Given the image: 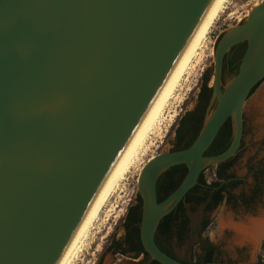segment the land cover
Segmentation results:
<instances>
[{
  "label": "water",
  "instance_id": "obj_1",
  "mask_svg": "<svg viewBox=\"0 0 264 264\" xmlns=\"http://www.w3.org/2000/svg\"><path fill=\"white\" fill-rule=\"evenodd\" d=\"M215 0H0V264H57ZM247 49L224 85V56ZM197 139L144 166L140 239L159 264L186 263L155 234L208 165L239 151L247 100L264 82V1L214 49ZM216 106L213 108V105ZM228 119L230 147L206 156ZM185 164L159 202L157 181Z\"/></svg>",
  "mask_w": 264,
  "mask_h": 264
},
{
  "label": "flooded vegetation",
  "instance_id": "obj_2",
  "mask_svg": "<svg viewBox=\"0 0 264 264\" xmlns=\"http://www.w3.org/2000/svg\"><path fill=\"white\" fill-rule=\"evenodd\" d=\"M246 49L247 43H241L234 46L224 56L221 77L224 85L230 78L237 74ZM211 97L212 90L204 91L202 82L197 94L194 109L192 111L185 112V114L178 121L175 130L177 145L174 146L172 150L185 149L197 139L208 114L207 108ZM215 106L216 103L213 105V108ZM185 118L187 121L183 122ZM179 130L181 131L180 138L178 135ZM233 135V121L232 119H228L217 135L215 141L206 152V156H211L208 155L209 153H216L215 155H217L226 151L233 141ZM245 137L246 114L244 112L243 135L237 154L228 161L214 167L213 176L215 177V180L211 183L206 181L208 187L203 186L202 177H200L198 183L193 187V189H191V191L184 197L177 207L167 215L169 218L165 220V217H167L165 216L160 222L155 234V242L162 251L170 254L173 258L182 262L188 261L180 259L176 255L177 252L179 253L184 251L188 254H195L198 251L201 239L200 231L204 221V217L200 219L198 214L200 196V193L198 192L199 188L212 190V195H210L207 200V204L211 205V207L215 206V195L216 192L220 191V194L224 197V200L220 205H230L231 203H235L233 204V208L236 209L237 201L233 202L234 198L229 191L230 189L237 187L240 182V180H237L234 177V172H232V170L237 159L245 151ZM178 166H181V168L174 170V168ZM178 166L168 169L159 176L157 181V198L159 202L167 198L185 180L188 174V168L185 164ZM206 170L208 169L203 170L201 176L203 175L204 177V172ZM255 196H251V198L242 196L240 198L241 203L244 207H248L250 206L251 201L255 199ZM131 208L135 209L134 214H131ZM141 218L142 200L138 197L137 202L128 209L127 215L121 224L122 234L119 238L114 237L111 239L97 264H104L108 253H110L112 257L109 264H159L151 259L142 246L140 239Z\"/></svg>",
  "mask_w": 264,
  "mask_h": 264
},
{
  "label": "rangeland",
  "instance_id": "obj_3",
  "mask_svg": "<svg viewBox=\"0 0 264 264\" xmlns=\"http://www.w3.org/2000/svg\"><path fill=\"white\" fill-rule=\"evenodd\" d=\"M263 1L264 0L230 1L228 9L221 14L216 25L212 28L208 36L207 44L202 52V55L195 62L192 69L189 71L188 75L185 78V81L183 82L181 90L176 93V97L171 101L170 106L167 112L165 113V120L162 122V131L160 132L158 137L153 139V146L151 147V150L148 153L149 155H147L146 158L143 160V163L142 165H140V168L138 167L136 168V170H132V172L127 175V178L121 183L119 189L114 193L113 197L110 199L105 209H103L99 223L96 225V228L92 231V239H90L87 246L80 253L79 257L74 262V264H97L99 258L110 243L111 239L114 237L119 238V236L122 234L121 224L125 216L127 215L128 209L137 202L139 197V177L144 166L148 163L149 160L152 159V157H156L160 154L169 152L174 148V146L177 145L175 139L176 126L180 118L185 114V112L192 111L194 109L197 94L199 92L205 74H207L209 77V85L212 84L211 81L213 79L215 64L214 49L217 45L218 40L228 29L236 27L239 23L245 21L246 18L249 16L251 10ZM253 97H256L257 99H264V83H262L253 92L252 96L247 100V102ZM174 110L177 111L178 116L175 119L173 125L171 127H168L169 112H173ZM244 112L246 114L245 107ZM248 131V120L246 115L245 147ZM243 154L244 153H242V155ZM241 156L237 159L232 170V172H234V177L237 180H240V182L238 183L237 187L232 188L229 191L234 198L233 202L237 201L236 209L244 207L240 199L242 196L251 198V196L256 195L254 197L255 199L251 201L250 206L256 202L264 201V158H250L247 166L248 175L244 178H239L236 175L235 166L237 165ZM215 166L216 165H208L205 168L208 170L204 172V178L209 183L215 180V177L213 176ZM249 177L251 178V183L248 182ZM233 204L235 203H231L230 205H222H228L233 208ZM212 212L207 213L205 212V208L203 206L198 207V214L200 219L205 216H208L210 219ZM210 232L211 224L201 238L202 240H207V243L211 244L215 248V260L225 264H232L231 261L226 260V258L220 252L219 248L210 243L208 239V235L210 234ZM203 254V244L200 245L196 254H188L184 251L176 253V255L180 259L188 261V263L198 262L199 256H203ZM111 260V254L108 253L106 255L104 264H109ZM258 264H264V261H258Z\"/></svg>",
  "mask_w": 264,
  "mask_h": 264
},
{
  "label": "bare ground",
  "instance_id": "obj_4",
  "mask_svg": "<svg viewBox=\"0 0 264 264\" xmlns=\"http://www.w3.org/2000/svg\"><path fill=\"white\" fill-rule=\"evenodd\" d=\"M230 1L215 0L212 4L205 19L186 47L165 85L93 200L57 264H74L90 239H92V231L99 223L101 213L114 193L127 178V175L132 170H136L138 167L140 168L143 160L149 155L148 153L153 146V139L158 137L162 131V122L165 120V113L171 101L176 97V93L181 90L186 76L202 55L212 28L216 25L221 14L228 9ZM177 116V111L169 112L168 127L173 125Z\"/></svg>",
  "mask_w": 264,
  "mask_h": 264
},
{
  "label": "clouds",
  "instance_id": "obj_5",
  "mask_svg": "<svg viewBox=\"0 0 264 264\" xmlns=\"http://www.w3.org/2000/svg\"><path fill=\"white\" fill-rule=\"evenodd\" d=\"M248 136L245 152L235 166L236 175H248L250 158H264V99L253 97L245 106ZM251 183V178H248ZM210 243L232 264H258L264 261V201L234 209L220 205L210 218Z\"/></svg>",
  "mask_w": 264,
  "mask_h": 264
},
{
  "label": "trees",
  "instance_id": "obj_6",
  "mask_svg": "<svg viewBox=\"0 0 264 264\" xmlns=\"http://www.w3.org/2000/svg\"><path fill=\"white\" fill-rule=\"evenodd\" d=\"M209 82H210L209 77H208L207 74H205L204 78H203V89H204V91H211V88H209ZM186 121H187V119L185 118L183 120V122H186ZM178 135H179V138H180L181 137V131L180 130L178 131ZM215 154L216 153H209L208 155L216 156ZM219 154H221V153H219ZM219 154H217V155H219ZM180 168H181V166H178V167H175L174 170H178ZM201 177H202L203 186L208 187V185L206 184V180L204 179L203 175ZM198 192L200 193V196H199V207L203 206L205 208V212H207V213L212 212L224 200V197L220 194V191L216 192V195H215L216 204H215V206L211 207V205L207 204V200H208L209 196L212 195L211 194L212 190H210V189L209 190H205V189L199 188ZM134 213H135V209L131 208V214H134ZM168 218H169L168 216L165 217V220H167ZM203 219H204V221H203V225H202V228H201V231H200L201 237L206 232V230L208 229V227L211 224L210 223V219H209L208 216H205ZM162 223H161V226H162ZM201 244H203L204 254H203V256H199V261L198 262L216 261L215 257H214L215 248L211 244H208L207 240H202V238L200 240V245ZM168 255H170V254H168ZM186 263H188V262H186Z\"/></svg>",
  "mask_w": 264,
  "mask_h": 264
}]
</instances>
